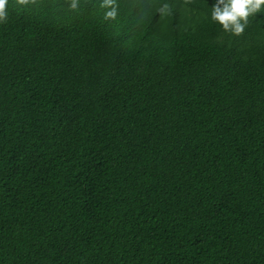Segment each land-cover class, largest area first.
Returning a JSON list of instances; mask_svg holds the SVG:
<instances>
[{
  "label": "trees",
  "instance_id": "trees-1",
  "mask_svg": "<svg viewBox=\"0 0 264 264\" xmlns=\"http://www.w3.org/2000/svg\"><path fill=\"white\" fill-rule=\"evenodd\" d=\"M0 264H264V0H0Z\"/></svg>",
  "mask_w": 264,
  "mask_h": 264
},
{
  "label": "clouds",
  "instance_id": "clouds-1",
  "mask_svg": "<svg viewBox=\"0 0 264 264\" xmlns=\"http://www.w3.org/2000/svg\"><path fill=\"white\" fill-rule=\"evenodd\" d=\"M183 1H185V0H183Z\"/></svg>",
  "mask_w": 264,
  "mask_h": 264
}]
</instances>
